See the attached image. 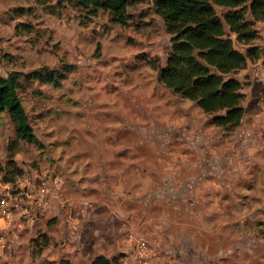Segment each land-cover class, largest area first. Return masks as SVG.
<instances>
[{
  "label": "rangeland",
  "instance_id": "374dc122",
  "mask_svg": "<svg viewBox=\"0 0 264 264\" xmlns=\"http://www.w3.org/2000/svg\"><path fill=\"white\" fill-rule=\"evenodd\" d=\"M128 14L116 23L74 0H0V73H22L36 133L16 143L22 172L6 181L15 130L0 111V184L37 191L59 177L53 191H68L16 218L0 264H141L129 232L153 264H264L262 59L238 73L246 113L226 130L163 83L171 35L154 0H132ZM255 26L262 46L264 21ZM46 69L63 73L60 85L25 77Z\"/></svg>",
  "mask_w": 264,
  "mask_h": 264
},
{
  "label": "trees",
  "instance_id": "16d2710c",
  "mask_svg": "<svg viewBox=\"0 0 264 264\" xmlns=\"http://www.w3.org/2000/svg\"><path fill=\"white\" fill-rule=\"evenodd\" d=\"M75 5L89 14L107 10L111 20L126 23L132 0H74ZM156 12L163 18L171 35V48L161 69L163 83L174 92L197 103L206 113L214 115L212 122L232 131L241 124L246 108L244 82L237 73L250 61L262 59L264 44L258 46L256 21H264V0H154ZM217 7H222L219 13ZM17 30L32 33L33 27L19 23ZM236 40L246 46L243 51ZM63 73L58 69L36 70L25 74L26 79H41L60 85ZM22 73H0V111L7 112L14 123L6 181L21 173L12 158L19 140L34 141L36 133L20 96ZM45 243L48 238L44 237ZM93 264H113L100 255Z\"/></svg>",
  "mask_w": 264,
  "mask_h": 264
},
{
  "label": "built area",
  "instance_id": "2783aa9c",
  "mask_svg": "<svg viewBox=\"0 0 264 264\" xmlns=\"http://www.w3.org/2000/svg\"><path fill=\"white\" fill-rule=\"evenodd\" d=\"M59 177L51 180L43 179L37 187V191L25 189L23 191L5 190L0 193V255L8 248V235L14 226L16 218L24 219L33 211L37 214L40 209L49 206L56 192L53 186L58 184ZM30 190V191H29ZM129 240H137V257L141 264H153L150 257V247L144 239H138L133 232L127 233Z\"/></svg>",
  "mask_w": 264,
  "mask_h": 264
},
{
  "label": "crops",
  "instance_id": "0c3cea01",
  "mask_svg": "<svg viewBox=\"0 0 264 264\" xmlns=\"http://www.w3.org/2000/svg\"><path fill=\"white\" fill-rule=\"evenodd\" d=\"M251 64H252V61L249 62L248 67L251 66ZM248 67L243 69V70H241V72H247L249 70ZM238 73H237V75H238ZM7 188H8V186L6 184H5V186L3 184H0V193L5 191V190H7ZM55 192H56L55 197H57L58 195H61V194L65 196V193L68 192V191H55ZM69 192H71V191H69ZM79 192L82 195H89L88 191H79ZM80 208L82 209L83 207L81 206ZM71 210L72 209H70V212H71ZM20 225L22 226V223Z\"/></svg>",
  "mask_w": 264,
  "mask_h": 264
}]
</instances>
